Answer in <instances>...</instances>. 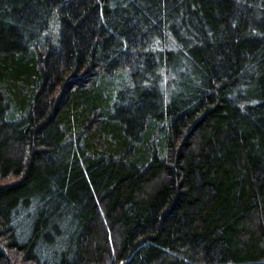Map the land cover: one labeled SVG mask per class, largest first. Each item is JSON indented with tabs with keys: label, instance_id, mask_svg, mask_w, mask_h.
Listing matches in <instances>:
<instances>
[{
	"label": "trees",
	"instance_id": "1",
	"mask_svg": "<svg viewBox=\"0 0 264 264\" xmlns=\"http://www.w3.org/2000/svg\"><path fill=\"white\" fill-rule=\"evenodd\" d=\"M0 264H264V0H0Z\"/></svg>",
	"mask_w": 264,
	"mask_h": 264
}]
</instances>
